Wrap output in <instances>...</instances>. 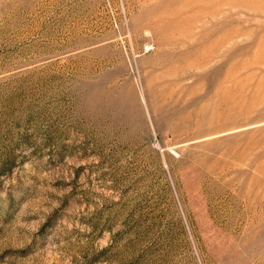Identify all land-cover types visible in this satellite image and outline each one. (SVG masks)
<instances>
[{
    "label": "rangeland",
    "instance_id": "obj_1",
    "mask_svg": "<svg viewBox=\"0 0 264 264\" xmlns=\"http://www.w3.org/2000/svg\"><path fill=\"white\" fill-rule=\"evenodd\" d=\"M0 264H264V0H0Z\"/></svg>",
    "mask_w": 264,
    "mask_h": 264
},
{
    "label": "built area",
    "instance_id": "obj_2",
    "mask_svg": "<svg viewBox=\"0 0 264 264\" xmlns=\"http://www.w3.org/2000/svg\"><path fill=\"white\" fill-rule=\"evenodd\" d=\"M147 49H149V46L148 47H146Z\"/></svg>",
    "mask_w": 264,
    "mask_h": 264
}]
</instances>
